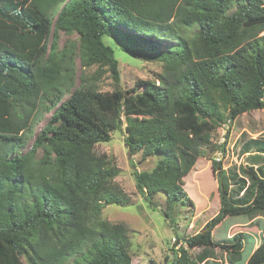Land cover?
<instances>
[{
	"label": "trees",
	"instance_id": "1",
	"mask_svg": "<svg viewBox=\"0 0 264 264\" xmlns=\"http://www.w3.org/2000/svg\"><path fill=\"white\" fill-rule=\"evenodd\" d=\"M261 18L264 0H0V264H131L127 227L100 216L130 196L115 182L114 161L96 151L123 128V117L130 156L160 159L152 171H135L136 188L154 207L156 196L165 197L175 230V205L192 203L184 178L211 133L264 109V24L244 27ZM53 23L78 42L60 48ZM104 37L136 58L162 59L159 85L120 88V63ZM78 48L83 67L110 68L116 91H71ZM45 114L49 121L21 154ZM212 168L219 213L183 238L172 264H199L189 253L199 247L239 254L245 234L221 243L214 229L264 210V177L253 168L256 193L247 205L232 201L222 163L213 160ZM247 264H264V241Z\"/></svg>",
	"mask_w": 264,
	"mask_h": 264
},
{
	"label": "rangeland",
	"instance_id": "2",
	"mask_svg": "<svg viewBox=\"0 0 264 264\" xmlns=\"http://www.w3.org/2000/svg\"><path fill=\"white\" fill-rule=\"evenodd\" d=\"M55 31L56 23H53L51 33ZM57 33L60 48L69 41H77L79 37L77 34L67 35L59 30ZM104 42L113 47L115 57L120 63V88L142 92V88L136 87V83L141 80L159 85L165 67L162 59L136 58L123 52L117 41L104 37ZM75 66L76 84L71 91L90 87L102 93H112L118 88L107 65L83 67L79 48ZM70 95L71 93H66L63 101ZM44 116V121L34 128V138L21 150V154L27 153L33 147L35 137L46 126L51 114ZM123 122V128L111 134V141L97 145L96 151L107 154L114 161L119 171L115 182L130 196V202L124 206L106 205L100 216L103 220L113 224L122 223L127 227L131 264H150L151 261L156 264H172L174 251L184 243L183 238L201 232L207 222L219 213L221 201L216 176L218 174L213 171V160L220 161L229 176L233 186L230 193L232 201L241 205L253 201L256 180L250 169L253 168L259 176L264 177V109L245 113L236 120L229 119L211 133L210 143L201 147L203 156L184 178V189L192 203L179 202L175 205V230L164 216L165 197L156 196L154 207L138 192L135 184V171H152L160 159L156 156L143 159L142 152L131 157L126 144L127 121L124 117ZM41 156L42 151H39L36 159ZM238 233L245 234L244 248L239 254L208 247L195 248L189 250V253L199 264H247L250 256L264 241V210L227 217L214 229L213 239L216 242L229 243L234 241ZM23 261L28 264L25 258Z\"/></svg>",
	"mask_w": 264,
	"mask_h": 264
},
{
	"label": "water",
	"instance_id": "3",
	"mask_svg": "<svg viewBox=\"0 0 264 264\" xmlns=\"http://www.w3.org/2000/svg\"><path fill=\"white\" fill-rule=\"evenodd\" d=\"M264 24V18L261 19H255V20H249L244 24L245 28H250L256 25Z\"/></svg>",
	"mask_w": 264,
	"mask_h": 264
}]
</instances>
